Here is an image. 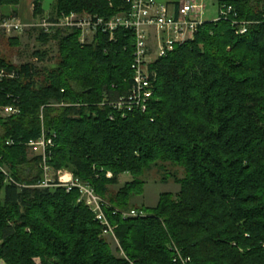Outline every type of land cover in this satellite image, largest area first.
Here are the masks:
<instances>
[{
    "label": "trees",
    "instance_id": "trees-1",
    "mask_svg": "<svg viewBox=\"0 0 264 264\" xmlns=\"http://www.w3.org/2000/svg\"><path fill=\"white\" fill-rule=\"evenodd\" d=\"M18 2L0 0V8ZM217 5L231 6V16L204 20L192 39L150 64L154 88L144 110L114 107L132 83L128 29H117L113 39L98 31L89 43L79 41L77 30L41 32L43 44L58 41L51 68L16 67L0 57V73L14 71L0 75V106L18 107L0 115L6 264H264V6ZM126 7L124 0L55 2L57 14L104 18ZM43 12L42 0H32V15ZM233 19L247 21L246 31L239 33ZM42 136L51 139L48 164L107 201L103 210L121 255L77 188L37 186L42 156L29 157L28 148ZM159 161L183 169L174 177L179 191L162 192L155 206L139 209L142 215L123 217L130 197L142 192L141 175ZM125 173L131 179L108 195ZM174 247L184 261L174 260Z\"/></svg>",
    "mask_w": 264,
    "mask_h": 264
},
{
    "label": "built area",
    "instance_id": "built-area-1",
    "mask_svg": "<svg viewBox=\"0 0 264 264\" xmlns=\"http://www.w3.org/2000/svg\"><path fill=\"white\" fill-rule=\"evenodd\" d=\"M127 7L110 18L89 13L78 14L74 11L60 13L53 17L44 15L37 16L32 22H23L16 15L0 17V32L10 34L20 32L24 29L38 28L41 32L49 34L56 30L80 32L79 41L89 43L98 31L108 35L113 39L117 29H128L132 32L133 60L132 83L127 95H123L114 106L119 111H132L133 109L144 110L148 100L153 95V82L155 72L150 69V64L157 58L172 51L177 44L192 39L198 27L205 20L203 15L204 3L202 0H187L178 4L159 2L157 0H124ZM231 6L218 7L217 16L213 20L229 18L232 13ZM236 13L234 12L233 15ZM232 24H237L238 32L246 31L248 22L232 20ZM0 75L9 76V73L1 71ZM11 77H14L12 72ZM5 110L15 112L13 106H7ZM10 144L11 141H7ZM42 143L44 148L41 169L42 180L37 186H63L66 191L77 188L79 191V201H83L94 214L95 219L102 226L103 235L114 236V226L104 213L107 201L99 196L92 186L87 182L74 177L71 172L54 170L47 162L46 145L51 144V139L42 136L37 141H32L29 145ZM118 211L117 209L114 212ZM140 210L130 209L122 212L123 217L142 215ZM176 258L184 261L179 249L174 247Z\"/></svg>",
    "mask_w": 264,
    "mask_h": 264
},
{
    "label": "rangeland",
    "instance_id": "rangeland-1",
    "mask_svg": "<svg viewBox=\"0 0 264 264\" xmlns=\"http://www.w3.org/2000/svg\"><path fill=\"white\" fill-rule=\"evenodd\" d=\"M164 2L165 0H157ZM205 7L202 17L205 20H213L217 16V0H202ZM56 0H42L43 14L46 17H53L57 15L55 10ZM252 3L264 6V0H251ZM15 11V12H14ZM18 14H17V12ZM78 14H89L87 11H74ZM15 13V14H13ZM60 14V13H59ZM0 15H16L23 22H32L36 17L32 15V0H19L17 5H4L0 8ZM41 16V15H40ZM57 31V30H56ZM55 32V31H54ZM52 32V33H54ZM41 30L38 28L24 29L20 32H13L10 34L0 32V57H3L7 62L19 67L23 63H32L37 68H51L58 59V41L56 39H50L47 44H43L39 39ZM37 51L45 52V56L41 59L36 53ZM7 71V69H5ZM13 69L7 71L9 77ZM42 78V74L38 77ZM58 106V104H56ZM9 106V105H8ZM7 106H0V115L6 116L13 112L5 110ZM15 110L18 107L14 106ZM17 112V111H15ZM40 119L43 120L42 113H40ZM43 144H32L28 148V156L33 157L39 155L43 151ZM5 169V167H4ZM6 170V169H5ZM65 170V169H60ZM7 171V170H6ZM69 172L68 170H65ZM184 171L182 168L171 165L170 163L157 162L152 167L141 175V179L144 181L141 194L131 196L129 199V209L139 210L142 208H151L156 205L159 194L162 192H170L176 194L179 191V184L175 181L174 177H182ZM131 179L128 173L122 174L118 178L117 184L109 186V194L113 197L119 188L126 180ZM112 251L116 255H121L118 251V242L116 236L105 235L104 236ZM36 263L39 264V260L36 259ZM0 264H6L3 259L0 258Z\"/></svg>",
    "mask_w": 264,
    "mask_h": 264
},
{
    "label": "crops",
    "instance_id": "crops-1",
    "mask_svg": "<svg viewBox=\"0 0 264 264\" xmlns=\"http://www.w3.org/2000/svg\"><path fill=\"white\" fill-rule=\"evenodd\" d=\"M184 1H187V0H165L164 2L166 3H173V4H178L180 2H184ZM17 12V11H16ZM18 14V12H17Z\"/></svg>",
    "mask_w": 264,
    "mask_h": 264
}]
</instances>
